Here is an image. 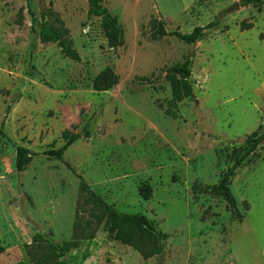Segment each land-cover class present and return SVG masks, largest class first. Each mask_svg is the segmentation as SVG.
Here are the masks:
<instances>
[{
	"label": "rangeland",
	"instance_id": "374dc122",
	"mask_svg": "<svg viewBox=\"0 0 264 264\" xmlns=\"http://www.w3.org/2000/svg\"><path fill=\"white\" fill-rule=\"evenodd\" d=\"M101 2L123 31L120 46L108 45L87 0H0V264H52L49 244L66 241V264H264V139L231 177L240 216L207 188L226 155L264 131V1ZM42 16L78 59L40 41ZM214 19L191 51L169 33ZM160 23L168 34H155ZM186 58L192 94L173 105L166 70ZM106 67L118 82L95 90ZM65 131L80 137L64 160L118 211L144 214L165 233L161 253L144 258L97 224L100 210L75 174L44 153ZM15 144L34 153L21 171Z\"/></svg>",
	"mask_w": 264,
	"mask_h": 264
},
{
	"label": "trees",
	"instance_id": "16d2710c",
	"mask_svg": "<svg viewBox=\"0 0 264 264\" xmlns=\"http://www.w3.org/2000/svg\"><path fill=\"white\" fill-rule=\"evenodd\" d=\"M88 1V16H97L101 19V28L103 34L110 47H117L124 44V35L121 27L118 25L116 17L113 16L101 2V0H87ZM264 0H241L242 5L258 4ZM42 23L39 29V39L42 42H57L60 46L62 53L72 59H78V52L72 47L71 41H64L61 39L63 31L56 25L47 21L42 16ZM34 20V18H33ZM218 19L209 21L205 25H197L190 32L180 33L178 31H171L187 43H195L201 39L207 30L216 27ZM241 26V24H240ZM252 24L245 25L241 28L251 27ZM155 34L164 35L168 32L163 28L160 23L156 29ZM190 59L175 63L167 68L165 78L170 85L171 90V103L176 105L184 98L192 94V84L190 81ZM118 82L117 73L111 68L98 72L93 80L92 86L95 90L103 91L111 88ZM168 112L172 111L168 109ZM0 134H3V129L0 127ZM87 134V133H86ZM80 133H73L65 131L63 133L64 142L58 148H50L44 153L53 158H57L64 162L65 166L75 174L79 183V190L84 199L92 203L100 210V214L96 216L97 224L105 221L104 229L108 232L109 236L114 240H118L123 244H128L134 249L139 251L144 258L151 257L159 254L163 250L162 241L166 234L157 230L154 224L147 218L146 215L141 213H126L118 211L111 203H109L101 194L91 188L86 179L78 173L67 161L64 160V151L78 138ZM264 139V131L258 133V130H253L246 137V148H233L230 153L226 155L230 164L222 170L219 180L208 185V189L213 194L220 195L228 205L229 210L238 215V208L236 198L231 190V177L235 175L236 170L243 163L245 158L256 151L258 144ZM34 153L26 146L15 144V165L18 171L25 169V167L32 160ZM139 193L144 199L151 196V186L144 183L139 187ZM240 216V215H238ZM241 219V217H239ZM94 232H90L82 236V239L94 238ZM40 237L35 235L33 240ZM70 242H63L61 245L50 243L49 247L55 261L52 264H66L65 255L70 248ZM4 250L3 245L0 244V253ZM33 259V258H32ZM35 261V260H34ZM36 264H43V260L35 261Z\"/></svg>",
	"mask_w": 264,
	"mask_h": 264
},
{
	"label": "water",
	"instance_id": "95a60500",
	"mask_svg": "<svg viewBox=\"0 0 264 264\" xmlns=\"http://www.w3.org/2000/svg\"><path fill=\"white\" fill-rule=\"evenodd\" d=\"M238 6H239V4H238L237 2H234L230 7L226 8V9L224 10V12H230V11H233L234 9L238 8ZM193 46H194V44L191 43V44H190V47H189V51L192 50Z\"/></svg>",
	"mask_w": 264,
	"mask_h": 264
}]
</instances>
